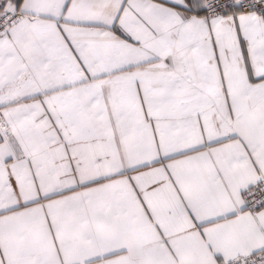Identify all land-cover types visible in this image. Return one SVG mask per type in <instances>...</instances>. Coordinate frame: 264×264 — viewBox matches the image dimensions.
I'll return each instance as SVG.
<instances>
[{"label": "snow or ice", "instance_id": "snow-or-ice-1", "mask_svg": "<svg viewBox=\"0 0 264 264\" xmlns=\"http://www.w3.org/2000/svg\"><path fill=\"white\" fill-rule=\"evenodd\" d=\"M0 264H264V0H0Z\"/></svg>", "mask_w": 264, "mask_h": 264}]
</instances>
